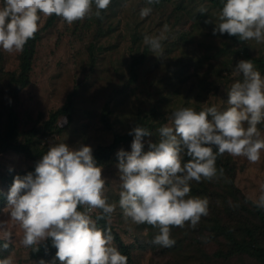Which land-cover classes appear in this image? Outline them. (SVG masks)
I'll use <instances>...</instances> for the list:
<instances>
[{"label": "rangeland", "instance_id": "rangeland-1", "mask_svg": "<svg viewBox=\"0 0 264 264\" xmlns=\"http://www.w3.org/2000/svg\"><path fill=\"white\" fill-rule=\"evenodd\" d=\"M144 7H151L152 12L141 17L140 10ZM201 8L207 12L200 13ZM219 11L210 0H160L153 5H148L146 0H112L108 10L102 13L103 19L92 17L68 25L58 18L48 26V17H41V39L30 83L16 99L11 93L9 76L19 71L21 53L0 50V130L5 126L9 103L13 101L20 117L21 141L35 128L39 130L35 146L48 148L53 143L64 142L72 148L85 145L94 150L110 144L116 133L131 132L138 118L143 117L155 126L152 135L144 138L147 151L148 141L158 142V129L170 122L174 110L192 107L199 111L212 105L226 108L227 90L242 79L235 68L240 60H247L241 44L227 34L213 35ZM209 19L213 23H205ZM165 25L170 31L162 41L164 57L157 58L143 43V37L159 35ZM245 47L252 56L264 58V44L248 41ZM146 49L145 59L133 74V59ZM256 68L264 75V71ZM70 95L75 104L73 120L62 116L58 121L61 130L46 132V120ZM106 114L109 125L103 120ZM258 127L264 132V123ZM120 149L131 151V144L119 147L102 166L109 203L118 204L119 200L116 165ZM229 157L236 167V186L255 200L264 185V154L257 164H250L243 157ZM32 164L24 153L15 150L0 153V192H9V175ZM204 183L207 184L193 182L191 195L208 198V216L195 229L173 228L175 244L169 248L152 244L158 230L126 221L117 206L110 223L131 248L130 264H259L247 254L216 255L220 250L226 253L229 247L223 236L213 239L209 225L215 214L235 227L244 221L255 223L256 219L251 214L243 215V211L236 215L234 211L242 210L240 204L229 195L224 198L226 191L218 184L212 188V194H198L196 188L201 189ZM227 205L234 209L233 213L227 211ZM6 207L7 203L0 207V218H8ZM8 231L12 234L7 241L10 246L0 252V258L11 255L12 264H39L31 258L30 248L20 244L19 226L9 221ZM4 242L0 239V245Z\"/></svg>", "mask_w": 264, "mask_h": 264}, {"label": "clouds", "instance_id": "clouds-1", "mask_svg": "<svg viewBox=\"0 0 264 264\" xmlns=\"http://www.w3.org/2000/svg\"><path fill=\"white\" fill-rule=\"evenodd\" d=\"M160 0H146L148 5ZM112 0H0V50L22 53L29 40L39 31L41 17L55 15L68 25L92 17L103 19ZM222 5L214 22L213 35L235 36L240 41L264 44V0H220ZM200 13L207 9L201 8ZM152 12L140 10L141 17ZM205 23H213L206 20ZM170 28L165 25L159 35H145L143 43L150 53L163 58L162 41ZM236 71L242 79L227 90V107L216 105L197 111L192 107L174 110L158 129L159 140L137 126L131 151L117 152L119 200L109 203L105 194L107 179L97 164L90 146L78 149L64 142L51 144L35 165V172L17 175L7 195L0 218V252L9 249L12 234L9 221L22 230L20 244L39 251L49 238L56 249L53 261L39 264H127V257L114 246L111 229L100 227V220L111 221L117 206L125 220L136 225L147 224L158 232L152 244L174 246L172 229H195L209 214V200L191 195L193 182H212L225 178L217 168L219 156L243 157L257 164L264 154V75L252 60H240ZM185 156L188 157L185 161ZM255 207L264 209V185ZM3 212V214H4ZM96 213L95 218L93 214ZM0 264H12L11 255L0 258Z\"/></svg>", "mask_w": 264, "mask_h": 264}, {"label": "trees", "instance_id": "trees-1", "mask_svg": "<svg viewBox=\"0 0 264 264\" xmlns=\"http://www.w3.org/2000/svg\"><path fill=\"white\" fill-rule=\"evenodd\" d=\"M215 6L221 9L222 5L220 0H210ZM59 17L55 15L48 17L46 25L52 26ZM229 36V35H228ZM232 40L241 44V47L244 49L245 56L247 60H252L254 65L259 67L262 71H264V58L263 57H255L252 56L245 47V42L240 41L235 36H229ZM41 39V29L35 34V38L28 41L25 45L23 52L20 54V64L19 71L10 73L9 80L11 83V93L12 96L16 99L19 96V93L29 85L30 83V75L33 69V62L35 58V54L37 51V44ZM148 49H146L141 55L136 56L132 62V73L135 74L137 67L143 62L147 55ZM75 112V104L73 97L70 95L68 100L58 109L53 111L49 118L46 120L44 124V130L46 132H52L54 130H61L58 121L60 117L66 116L69 121L73 120ZM103 120L106 124L109 125V119L107 114L104 115ZM141 126L149 129L151 133L154 131L155 126L152 124H148L143 117H139L135 127ZM134 127V128H135ZM39 130L32 128L28 132V136L24 141H21V129H20V117L14 106L13 101L9 103V109L7 114V119L5 126L2 130H0V153L15 150L21 153H24L28 158L33 161V164L27 167L26 169L18 172L12 173L8 176V184L11 187L14 178L19 175L21 177L27 175L29 172L34 174L36 163L42 158V156L46 153L48 148L35 146V138L37 137ZM130 132L122 134L116 133L113 141L107 145H100L93 150V155L97 161V164L100 166L108 163L112 156L116 153L117 149L122 145L131 144L133 140V135H129ZM188 157L185 156V161H187ZM217 168H223L225 172V178L218 180H214L212 182H207V184H203V187L197 189V193L201 194L210 193L212 194L215 185H219L226 191L224 198L227 196H231L235 199V201L240 204L242 210L234 211L233 208L230 209V206L227 205V211L229 213H236V215L242 213L251 214L255 216L256 222H252V224L244 221L240 222L237 227L231 224V222H227L221 220L217 214H215L211 218V222L209 228L212 231L213 239L218 238L219 236H223L227 241L229 250L226 253L223 251H217L216 255L230 257L235 254H247L250 257L254 258L259 264H264V209H259L255 207L252 203L253 199L248 196H245L241 193V190L236 186L235 175H236V167L232 162L229 156H219L216 161ZM204 190V191H203ZM238 194H241L239 197ZM7 195L8 193L0 192V207L4 206L7 203ZM214 201V200H213ZM212 201V202H213ZM239 206V205H238ZM216 208V206H215ZM248 218V215L245 216ZM244 217V218H245ZM100 227H108L111 229L112 235L114 237V241L118 244V249L121 254L127 257V264L132 262L131 248L127 245L119 231L108 221L100 220L98 222ZM56 249L51 245V239L49 238L44 244H41L39 247V251H33L30 248V256L31 258L40 261L41 259L46 262L53 261L55 257ZM55 264H60L58 260H56Z\"/></svg>", "mask_w": 264, "mask_h": 264}]
</instances>
